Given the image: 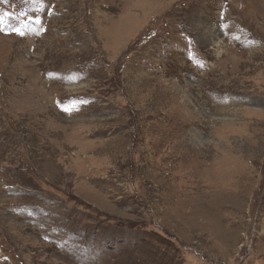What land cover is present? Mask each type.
I'll return each mask as SVG.
<instances>
[{"label": "rangeland", "instance_id": "obj_1", "mask_svg": "<svg viewBox=\"0 0 264 264\" xmlns=\"http://www.w3.org/2000/svg\"><path fill=\"white\" fill-rule=\"evenodd\" d=\"M0 264H264V0H0Z\"/></svg>", "mask_w": 264, "mask_h": 264}]
</instances>
